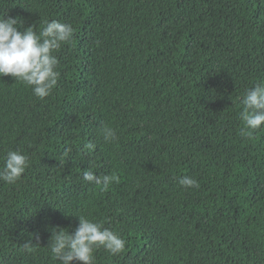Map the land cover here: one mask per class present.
Here are the masks:
<instances>
[{
  "label": "trees",
  "instance_id": "1",
  "mask_svg": "<svg viewBox=\"0 0 264 264\" xmlns=\"http://www.w3.org/2000/svg\"><path fill=\"white\" fill-rule=\"evenodd\" d=\"M3 14L73 36L49 96L0 77V164L29 157L0 181V264H59L49 229L76 216L126 241L95 264H264V124L240 134V100L264 82V0H0ZM88 170L117 179L102 191Z\"/></svg>",
  "mask_w": 264,
  "mask_h": 264
},
{
  "label": "clouds",
  "instance_id": "2",
  "mask_svg": "<svg viewBox=\"0 0 264 264\" xmlns=\"http://www.w3.org/2000/svg\"><path fill=\"white\" fill-rule=\"evenodd\" d=\"M19 18H4L0 15V77L10 76L15 81L31 86L33 94L38 99L50 95L58 82L59 73L56 71L58 59L54 52L73 36L71 25L51 20L45 23L39 34L33 26L23 27ZM23 29L22 31L19 29ZM242 111L240 119L243 127L241 136H251L264 124V82L256 83L245 91L240 100ZM100 135L105 142L118 139L116 132L109 126L100 128ZM93 149L95 146H86ZM66 150L65 157H67ZM29 166V157L19 149L8 151L0 164V181L9 185L21 179ZM83 180L101 186L107 190L117 178L113 175H97L92 170L83 172ZM179 184L185 188L197 186V181L189 176L179 179ZM76 216V215H75ZM78 217V226L69 233L66 229L50 228L51 237L48 250L59 264H95L93 255L95 249L103 248L111 255L124 251L126 241L110 228L104 227L102 222L93 221L85 216ZM38 240V237H37ZM38 243L32 240L24 243V250H36Z\"/></svg>",
  "mask_w": 264,
  "mask_h": 264
}]
</instances>
